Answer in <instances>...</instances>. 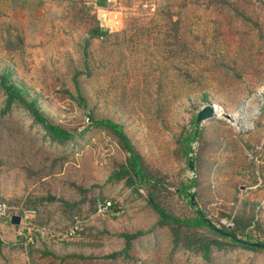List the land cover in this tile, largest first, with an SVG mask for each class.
I'll list each match as a JSON object with an SVG mask.
<instances>
[{
    "label": "rangeland",
    "instance_id": "374dc122",
    "mask_svg": "<svg viewBox=\"0 0 264 264\" xmlns=\"http://www.w3.org/2000/svg\"><path fill=\"white\" fill-rule=\"evenodd\" d=\"M6 72L51 123L76 134L70 143L53 142L20 103L5 111ZM210 104L221 115L199 125L188 156L182 137ZM90 117L124 126L168 211L201 210L215 227L264 242V0H0V201L38 210L34 246L0 222V264H264V251L240 246L210 261L175 247L149 187L114 176L128 153ZM191 178L196 205L178 192ZM100 200L114 207L99 212ZM75 221L77 235L66 238ZM138 231L131 257L103 258Z\"/></svg>",
    "mask_w": 264,
    "mask_h": 264
},
{
    "label": "trees",
    "instance_id": "16d2710c",
    "mask_svg": "<svg viewBox=\"0 0 264 264\" xmlns=\"http://www.w3.org/2000/svg\"><path fill=\"white\" fill-rule=\"evenodd\" d=\"M100 32L101 28H97L94 30L95 35H98ZM80 75H82L81 72H78L75 75V82L78 89L79 85L77 79ZM9 77L10 74L6 72L1 78V86L7 94L5 111L10 110L14 103H20L24 105L31 112L35 121L43 126L44 130H46L47 134L50 136L52 141L58 143L61 146L67 145L76 137V134H73L67 129L51 123L37 108L36 101L28 102L23 96V90L18 86L9 83ZM79 101L84 107H87V100L81 94L79 95ZM89 121H91V127L111 132L116 137L122 149L128 153L126 162L120 166L119 170L115 172L114 176L118 180L124 179L129 187H149L148 202L153 208V210L159 215V225L161 227L171 228L174 235L175 247L181 246L188 251H193L198 256H201L207 261H210L212 259V255L216 251H227L231 247L240 246L248 250L264 251V246L256 247L250 245V242L261 243L263 241H255L250 237H247V239L239 238L234 231L227 230L226 228L219 229L212 224V222L206 217V215L201 210H198L196 212V216L194 218H181L168 211L165 207L158 203L156 187L158 183H160L159 180L148 169L144 156L139 152L137 147L132 142V139L127 135L124 126L120 123L115 122L112 119H96L94 117H90ZM198 130L199 126L197 125V123H195L194 133H187L182 137V142L186 144V154L188 156L193 153L191 142H193V137L198 135ZM190 161L191 160H189V163ZM195 186L196 180L191 178L188 180L187 183L182 182L181 186L178 188L179 194L185 198H188L191 204H193L192 197L194 196V194L191 193L190 190ZM98 205L99 203H96V210L98 209ZM26 209H34L38 213V210L36 208L27 207ZM75 226H79L76 221L71 228ZM193 228H204L214 231L219 236V239H211L206 235L198 236L184 232V230H189ZM142 235L144 234L141 231H138L133 234H123L122 237L125 238L126 241L123 250L119 252H114L103 258L109 260H116L124 256L127 258L131 257L130 250L132 247V242L133 240L141 237ZM72 256L80 259H88L86 256L83 255Z\"/></svg>",
    "mask_w": 264,
    "mask_h": 264
},
{
    "label": "built area",
    "instance_id": "2783aa9c",
    "mask_svg": "<svg viewBox=\"0 0 264 264\" xmlns=\"http://www.w3.org/2000/svg\"><path fill=\"white\" fill-rule=\"evenodd\" d=\"M110 2V1H108ZM114 207V202L111 200L102 201L98 205L99 212H110ZM14 215L21 217L19 226L12 224V218ZM37 211L34 209H15L8 202L0 201V222L9 223L15 227L20 228L18 235L23 239L24 243L28 246H34L37 242V237L33 233V222L37 218ZM225 225L232 227V223L224 222ZM79 226H75L69 229L65 236L66 238H73L77 235Z\"/></svg>",
    "mask_w": 264,
    "mask_h": 264
},
{
    "label": "water",
    "instance_id": "95a60500",
    "mask_svg": "<svg viewBox=\"0 0 264 264\" xmlns=\"http://www.w3.org/2000/svg\"><path fill=\"white\" fill-rule=\"evenodd\" d=\"M219 116L220 115L217 112L216 106L210 104V105L205 106L204 108H202L198 112L197 118H196V123L199 126L203 122H205L207 120H210V119L217 118ZM225 118L226 119H229V120H234L233 117H232V115H229V114H226L225 115ZM190 169L192 171L194 170V162H193L192 159L190 161ZM192 202H193V205H196L195 197L194 196L192 197ZM20 222H21V217L19 215H14L13 218H12V224L15 225V226H19L20 225ZM250 245L256 246V247H263L264 246V243L263 242H261V243H259V242H250Z\"/></svg>",
    "mask_w": 264,
    "mask_h": 264
},
{
    "label": "bare ground",
    "instance_id": "6f19581e",
    "mask_svg": "<svg viewBox=\"0 0 264 264\" xmlns=\"http://www.w3.org/2000/svg\"><path fill=\"white\" fill-rule=\"evenodd\" d=\"M216 108H217V112H218V114L221 115V114H220L221 112L219 111V110H221V109H219L220 107L216 106ZM245 109H246V104H244V105L242 106V110H241V113H242V114H241V115H243V114L245 113ZM219 112H220V113H219ZM241 115H240V116H241ZM240 116H239V117H240ZM237 117H238V116H237ZM240 119H241V117H240ZM234 121H239V118H235V117H234ZM246 125H247V126H251L252 123L250 122V123H247Z\"/></svg>",
    "mask_w": 264,
    "mask_h": 264
}]
</instances>
